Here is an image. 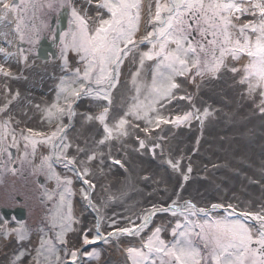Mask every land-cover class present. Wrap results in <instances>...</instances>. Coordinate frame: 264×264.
<instances>
[{
  "label": "rangeland",
  "instance_id": "374dc122",
  "mask_svg": "<svg viewBox=\"0 0 264 264\" xmlns=\"http://www.w3.org/2000/svg\"><path fill=\"white\" fill-rule=\"evenodd\" d=\"M16 2L19 3V0ZM48 2L36 0L37 8L29 7L23 12L24 23L28 25L25 31L31 33L32 26H35V43L19 39L14 18H10L12 22H0L3 29L0 48L5 49V52H0V66L11 73L6 77L0 72V109H3L0 111V208L20 206L25 210L22 220L13 216L5 218L0 212V224L7 222L10 228L21 225L25 228L23 240L15 233L5 237L0 232V253H5V264H37V261L39 264H94L101 258L102 245L111 244L114 239L124 242L120 251L127 264H132L127 249L133 247L147 251L142 245L156 228L161 229L160 239L171 245L185 226L199 232L192 222L226 218L255 224L251 218L245 219L239 215L244 211H264V113L260 111L261 100H264L260 92L264 89L257 88L250 92L248 82H240L245 76L243 65L248 63L249 58L242 55L241 59L233 60L230 55L226 56L214 76L210 73L197 76L195 70L185 76H175L174 81L179 87L173 89V97L161 100L155 105L156 112L148 113L153 119L161 115L174 120L176 116L191 112L190 120L155 127L154 123L149 125L146 120H137L129 115L125 117L130 121L126 125L128 134L120 135L113 131L112 138L101 145L99 141L106 135L104 125L87 117L98 116L104 107H108L105 123L114 129L118 120L138 100L148 105L153 98L149 88L159 60H145L141 65L140 59L143 52L152 49V44L147 40L141 42L143 37L154 30V25L160 27L156 21L149 23V4L154 14L155 0H147L145 9L142 4L141 21L133 36L136 43L128 46L127 56H122L117 86L110 89L111 104L96 98L98 92L103 95L101 89L109 91L107 84H86V88L92 89L91 93L84 92L79 97L70 95L72 89H79L85 83L82 79L85 65L81 60L82 54L70 48L66 53L61 51L63 45L60 37L69 31L71 8H60L55 0L52 8L43 6ZM72 2L81 14L86 13L75 0ZM63 9L66 10V26L55 43L56 55L48 54L43 59L37 57L40 40L43 37L48 41L54 39L51 17H59ZM99 11L105 19L109 18L107 10ZM166 16L167 13H162V17ZM256 19L258 17L247 13L241 17V22ZM89 24L94 27L92 19ZM193 35L196 41L202 40L198 31ZM209 39L212 37H205L202 42L207 44ZM169 47L174 48L175 45ZM128 57L132 62L125 81L130 92L125 102L117 108L113 93L123 82L121 72ZM48 64L54 68L51 69ZM233 67L238 71H231ZM77 69L81 78L75 75ZM137 72L139 75L134 84L133 74ZM229 76L234 78V85L223 84ZM137 87L140 88L139 92ZM61 88L67 91H61ZM68 103L72 105L71 110L67 107ZM52 105L64 108L63 115L49 119L47 112L55 113ZM205 109L208 115H204ZM5 122L6 135L3 129ZM57 126L63 127L64 132L54 141L41 143L42 137H36L35 152L31 145L25 148L22 133L27 135V129L50 135ZM145 127L154 130L149 135L142 131ZM140 140L145 141L146 147H140ZM53 144L57 147L54 148ZM64 144L70 145L67 156L76 159L74 170L73 166L66 168L65 163L58 162L54 155L61 152ZM93 154L95 160L88 162L87 156ZM46 156L50 157L47 163L51 164L52 171L61 179L67 177L72 180L71 194L66 195L62 209L59 201L63 186L58 187L57 181L50 178L47 165L42 163ZM116 160L120 163H115ZM176 162H179L178 169L172 166ZM12 168L16 169L15 173L8 170ZM85 168L89 174L83 178L90 180L95 187L84 184L80 178ZM107 176L118 183L120 178H127L130 186L127 195H121L123 199L120 200L122 187L116 193L103 187V179ZM68 202L71 203L73 219L71 230L64 231L61 222L53 218L67 214ZM213 204L221 207L213 209ZM200 209L205 212L201 213ZM146 215L148 220L145 222ZM177 223L181 225L179 229L176 228ZM137 227L140 228L138 233ZM119 228H130L132 232L117 233ZM173 229H176V236ZM61 232L66 243H60L57 239ZM85 235L90 240L97 235L103 239L84 245ZM126 237L130 240H125ZM190 239L202 253L207 254L210 250V247L205 249L204 242L194 234ZM42 240L51 243L42 247ZM7 243L11 246L5 248ZM72 251H76L75 261L71 256Z\"/></svg>",
  "mask_w": 264,
  "mask_h": 264
},
{
  "label": "snow or ice",
  "instance_id": "6c2138e0",
  "mask_svg": "<svg viewBox=\"0 0 264 264\" xmlns=\"http://www.w3.org/2000/svg\"><path fill=\"white\" fill-rule=\"evenodd\" d=\"M94 0H87L88 4H92ZM97 5V13L95 18L87 16V13L81 14V11L73 4L72 0H55L60 8H71V19L69 20V31L61 35L60 40L63 45L61 51L66 53L70 48L74 52L81 55V60L84 62V70L82 79L85 82L80 85L79 89H72L70 95L79 97L82 93H91L90 87H85L86 84L95 83L97 85L107 84L109 91H104L103 95L98 92L97 99L105 100L109 104L112 103L110 89L117 86V79L120 75V64L123 63L122 56H127L128 46L136 43L133 39L134 34L139 28L141 21L142 0H95ZM48 8L54 6L53 0H49L46 5ZM29 7L35 9L38 7L36 0H0V22L9 21L14 18L15 32L19 35L21 41L27 40L29 43H35V26H32V32H26L28 27L24 23V15ZM99 9H105L110 13L109 18L105 19ZM162 13H167L166 17H162ZM247 13H251L253 17H258L256 20H250L246 23L241 22V17ZM149 23L156 21L160 27H154V30L148 32L143 40H147L152 44V49L141 54L140 64L143 65L145 60L157 59L159 62L152 74V83L149 88V94L153 97L148 105L143 102H138L131 106L129 112L124 114L116 123L114 129L108 127L105 123L106 116L109 112L108 107H104L98 116L87 117L89 120L96 119L104 125L105 137L99 141V144H104L106 140L112 138L113 131L120 135H127L126 125L130 121L125 117L132 115L137 120L144 119L149 125L155 124L159 127L161 124L174 123L180 124L190 120L192 113H185L183 116H176L174 120L165 119L161 115H156L153 119L148 116L149 112H156L155 105L161 100L173 97V89L179 87L174 81L175 76H185L192 70H195V75L204 76L205 73H210L213 76L219 71L224 63V58L228 55L233 60L241 59L242 55L249 58L248 63L243 65L245 76L241 79V83L248 82L249 91H255L257 88L264 89V0H155V13L151 12V3L149 4ZM92 19L94 27H90L89 20ZM98 20V23L96 21ZM191 20V23H189ZM203 38L211 36L212 39L207 40V44L201 41H196L194 33H197ZM254 35V39H253ZM70 37V39H69ZM170 45H175L170 48ZM210 46V47H209ZM219 51V56H217ZM0 52H5L4 48H0ZM23 54V53H21ZM203 54V58L202 55ZM7 55V53H6ZM233 72L238 69L233 67ZM0 72L4 76H10L11 73L0 66ZM77 78H81L80 70L75 73ZM139 72L133 74V83L136 82V77ZM61 91H67L66 88H61ZM140 88L137 87V92ZM264 97V91L260 92ZM185 97H180L184 99ZM191 99V97H187ZM138 99V98H137ZM71 110V103L67 105ZM55 113L47 112L49 119L54 116L63 115L64 108L52 105ZM3 111V109H0ZM261 113H264V100H261ZM143 112V115L141 113ZM207 109L204 115H208ZM72 113L69 111V117ZM139 127V125H134ZM4 134H7V123L3 125ZM153 128L145 127L142 129L146 134H151ZM64 132V128L57 126L56 131L50 135H45L39 132H34L32 129H27V135L22 133L25 148L32 146L35 152L37 139L42 137L41 143H51L57 136ZM2 139V137H0ZM15 140V136H13ZM140 147H146L145 141H139ZM157 147L159 145H156ZM53 147L57 145L53 144ZM69 144L62 146L60 153H54L58 162H64L65 167L74 166L75 158L67 156ZM81 151H83L81 149ZM95 154L88 155L87 161L95 160ZM50 157H44L42 163L46 164L51 176L57 181L58 187L63 186V191L60 192V207L65 204L66 195L71 194L72 180L61 177L51 169V164L47 163ZM119 164L120 161L116 160ZM171 163V161H170ZM179 162L174 163V169H178ZM15 173L16 169H8ZM191 171V168H189ZM87 168L84 169L83 179L84 184L90 187H95L90 180L84 179L88 175ZM79 175V173H77ZM187 179V177H185ZM51 199V197H49ZM87 199V196H85ZM190 207H192L190 205ZM221 205L213 204L212 208L216 209ZM231 207V205H229ZM167 211V209H161ZM204 213V209L199 210ZM233 213H229L232 215ZM245 219L251 218L255 224L245 223L240 219L228 220L226 218L216 219L212 221L205 220L202 223L192 222L194 228H198L199 232H193L191 227L185 226L183 231L178 233V238L171 245L166 244L160 239V228L152 233L142 245L143 251L140 248L130 247L127 249L129 258L132 264H264V211L254 213L244 211L239 214ZM61 222V227L64 231L71 230L72 208L68 202V212L66 215L59 214L57 217ZM145 222L148 216L144 217ZM181 225L177 223L176 228ZM117 233L127 234L132 232L130 228H119ZM140 228H136L138 233ZM0 232L7 237L10 233H15L20 240L25 238V228L23 225L17 228H10L5 224H0ZM176 236V229H173ZM197 236L204 242L205 249H209L207 254L195 247L191 235ZM113 235V233H109ZM60 243H66L63 239V232L57 235ZM103 239L97 235L91 240L87 235L83 238V244L87 245L94 243L96 240ZM51 241L42 240L41 246L50 244ZM51 251V249H49ZM73 261L76 259V251L71 252ZM59 260V257H57ZM37 264L39 262L37 261Z\"/></svg>",
  "mask_w": 264,
  "mask_h": 264
},
{
  "label": "bare ground",
  "instance_id": "6f19581e",
  "mask_svg": "<svg viewBox=\"0 0 264 264\" xmlns=\"http://www.w3.org/2000/svg\"><path fill=\"white\" fill-rule=\"evenodd\" d=\"M77 5H79V7L85 11L87 14H89V17H95L96 16V11H97V5L96 2L94 0V2L92 4H88L87 0H75ZM147 0H143V6L144 9L146 8V2ZM3 29L0 27V33H2ZM131 58L128 57V59L125 61V64L122 68V72H121V80L123 82H121V84L118 86V88L114 91L113 93V101H114V105L118 108V105L121 106L124 102L125 99L129 96V92H130V88L128 87L127 82L125 81V77L127 76V71H128V66L131 64ZM42 65V64H39ZM44 66V65H43ZM48 67H50L51 69L54 68L53 65H47ZM34 76V75H31ZM225 81H223L224 85L227 84H232L234 85V78L232 76H229L228 78L224 79ZM113 112V110H112ZM87 131V130H86ZM89 133L91 134V130L88 128ZM88 133V134H89ZM119 179V178H118ZM121 179V178H120ZM119 179V183L118 181H113L111 177L107 176L103 179V187L110 188L113 189V193H116V190L119 189L120 187H122L121 191H120V200L121 198L123 199V197H121V195L124 194V197L127 195L128 192V186H130L128 184L127 178L126 179ZM130 182V179H128ZM133 186V185H132ZM112 193V194H113ZM252 197V196H251ZM114 202H117V199L113 200ZM116 206V205H115ZM125 240H130V238L126 237L124 238ZM124 242H120L119 240H112L111 244H103L102 245V255L101 258L99 259L98 262L94 263V264H127L126 259L124 257V255L121 253V249L123 246ZM8 243L5 246V248H8ZM11 246V245H9ZM5 253H0V264H5Z\"/></svg>",
  "mask_w": 264,
  "mask_h": 264
},
{
  "label": "water",
  "instance_id": "95a60500",
  "mask_svg": "<svg viewBox=\"0 0 264 264\" xmlns=\"http://www.w3.org/2000/svg\"><path fill=\"white\" fill-rule=\"evenodd\" d=\"M65 9H63L59 17L57 18V24H56V30L54 33V39L48 41L45 37H43L40 42L37 49V57L39 58H47L48 54L55 56L56 50H55V43L58 41L59 34L62 31V29L66 26V14ZM1 214L5 218H9L10 216H13L17 220H22L25 217V210L23 207L16 206L14 208L9 207H1L0 208Z\"/></svg>",
  "mask_w": 264,
  "mask_h": 264
},
{
  "label": "flooded vegetation",
  "instance_id": "af4514ba",
  "mask_svg": "<svg viewBox=\"0 0 264 264\" xmlns=\"http://www.w3.org/2000/svg\"><path fill=\"white\" fill-rule=\"evenodd\" d=\"M65 14H66V11H65ZM57 18L58 16L57 17L52 16L51 21H50V27L54 28V32L56 30Z\"/></svg>",
  "mask_w": 264,
  "mask_h": 264
}]
</instances>
